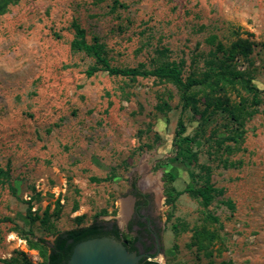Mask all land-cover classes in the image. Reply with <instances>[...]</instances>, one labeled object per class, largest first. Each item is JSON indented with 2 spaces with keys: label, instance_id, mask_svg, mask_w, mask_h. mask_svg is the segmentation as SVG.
Listing matches in <instances>:
<instances>
[{
  "label": "rangeland",
  "instance_id": "obj_1",
  "mask_svg": "<svg viewBox=\"0 0 264 264\" xmlns=\"http://www.w3.org/2000/svg\"><path fill=\"white\" fill-rule=\"evenodd\" d=\"M75 25L112 67L181 62L183 80L200 81L188 107L181 114L182 94L167 81L88 77L96 61L71 49ZM238 39L251 44L246 58L217 51ZM221 74L239 78L232 86ZM179 119L192 139L189 164L173 147ZM0 171L1 260L42 264L57 232L94 219L128 239L136 227L131 214L118 222L120 206L145 197L139 213L160 235L159 264H264V0L10 6L0 15ZM165 173L184 192L170 202ZM146 176L159 179V200L141 188ZM206 184L214 191L203 207L185 190ZM202 230L210 239L199 247Z\"/></svg>",
  "mask_w": 264,
  "mask_h": 264
},
{
  "label": "trees",
  "instance_id": "obj_2",
  "mask_svg": "<svg viewBox=\"0 0 264 264\" xmlns=\"http://www.w3.org/2000/svg\"><path fill=\"white\" fill-rule=\"evenodd\" d=\"M20 0H0V15L5 14L9 7L15 5ZM74 33L75 38L71 43V49L73 51L83 52L92 56L95 61L96 65L91 67L87 70L86 75L88 77L93 76L97 72L103 71L106 72L110 76H119L124 78H138V77H152L157 80L167 81L178 88L182 94V108L181 114L183 111L188 107L187 103V93L189 90L197 85L200 84V81L188 78L186 81L183 80L182 76V63L170 62V63H163L160 64L158 67L152 70H146L142 67L139 68H128V69H120L110 66L108 61L103 57L100 44L96 41L94 43L89 44L85 40V35L82 29L78 26H74ZM251 44L247 40L238 39L237 41L233 42L228 49H224L222 45H218L217 51L223 52L227 56L228 60H233L234 58L243 57L246 58L251 53ZM221 78L225 79L227 83L234 85V80L239 78L237 74H234L231 79H227L221 74ZM245 88L249 90L250 93L253 94V97H256L257 89L250 86L249 81L245 82ZM254 105L257 106L258 102L256 99L254 100ZM230 113V112H229ZM231 114V113H230ZM232 115V114H231ZM185 127L183 124L182 119L178 120L177 123V130L175 133V138L173 141V147L175 148L178 155L184 161V163H190L193 158L192 154V139L188 136H184ZM0 173H3L0 171ZM163 182L165 183V187H167L168 191L166 193V198L168 202L174 200V198L178 197L184 192H175L172 184L175 181V177L172 174L165 173L162 178ZM190 192L191 194L199 197L201 199V203L203 207H208L212 200L211 192H213V188L206 184L205 186L193 189L189 188L185 190ZM216 220V219H213ZM139 227L141 230L145 231L147 234L149 233L148 230H145V224H140ZM131 229V226H129ZM33 235L32 233L30 234ZM121 232L119 229L114 225H109L108 223L94 221L82 227H77L75 229L66 230L62 232H57L54 235V239L48 249V254L44 256L45 262L42 264H66L68 261L72 249L75 245L80 242L93 239V238H101V237H114L117 240L121 239ZM123 237V236H122ZM210 239L208 232L206 230H202L196 233V243L199 247H202L204 239ZM138 240L137 238L134 239L133 244L136 243ZM39 247H46L44 244L45 241L42 239L38 240V243H35ZM0 264H16L14 260H1ZM18 264V263H17ZM21 264H30L26 261L21 262ZM139 264H159L156 262L147 261L145 259L140 260Z\"/></svg>",
  "mask_w": 264,
  "mask_h": 264
},
{
  "label": "water",
  "instance_id": "obj_3",
  "mask_svg": "<svg viewBox=\"0 0 264 264\" xmlns=\"http://www.w3.org/2000/svg\"><path fill=\"white\" fill-rule=\"evenodd\" d=\"M143 257L148 260L157 259L128 252L125 244L114 237H101L75 245L66 264H138Z\"/></svg>",
  "mask_w": 264,
  "mask_h": 264
},
{
  "label": "flooded vegetation",
  "instance_id": "obj_4",
  "mask_svg": "<svg viewBox=\"0 0 264 264\" xmlns=\"http://www.w3.org/2000/svg\"><path fill=\"white\" fill-rule=\"evenodd\" d=\"M147 206L148 202L146 201L145 197H143L141 201L139 200V203L135 207L132 205V213L130 216L131 222H129L128 224H130L131 228L136 227V233L134 234L126 232L127 234H130V238L124 239L121 236L120 240L125 244V247L128 252H135L137 255L144 254L150 257H157L158 255L162 254L160 235L153 232L155 229L152 230L150 228L152 219L147 216H141L139 213V211L141 212V210H144ZM139 223L145 224V230L149 231L148 234L143 231V229L141 230V228L139 227ZM136 238L138 241L133 244V241ZM142 259L158 263L157 260H148L145 257H143Z\"/></svg>",
  "mask_w": 264,
  "mask_h": 264
},
{
  "label": "bare ground",
  "instance_id": "obj_5",
  "mask_svg": "<svg viewBox=\"0 0 264 264\" xmlns=\"http://www.w3.org/2000/svg\"><path fill=\"white\" fill-rule=\"evenodd\" d=\"M139 172L144 175L146 172V167L145 165H142L139 169ZM159 179L157 178H152L150 176H146L141 184V188L144 191H152L155 192L157 195V198L159 200V198L161 197V186L159 184ZM132 200V199H131ZM131 200H125L122 202L121 206H120V213H119V217H118V222L120 224L123 225V223H125L126 218L129 217V214L132 213V202ZM158 202V201H157Z\"/></svg>",
  "mask_w": 264,
  "mask_h": 264
}]
</instances>
